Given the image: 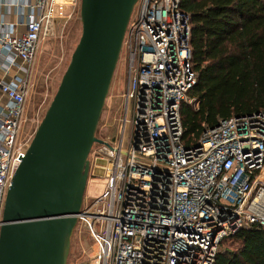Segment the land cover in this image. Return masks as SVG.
Here are the masks:
<instances>
[{"label":"built area","instance_id":"built-area-1","mask_svg":"<svg viewBox=\"0 0 264 264\" xmlns=\"http://www.w3.org/2000/svg\"><path fill=\"white\" fill-rule=\"evenodd\" d=\"M180 2L138 0L126 29L129 71L118 140L88 156V177L104 170L106 187L76 215L79 231H87L96 247L93 264H214L223 238L250 224L264 229V112L222 119L195 145L181 140L180 105L189 100L196 75L189 16ZM5 5L0 228L5 192L29 146L17 135L31 65L46 25L65 13L57 0Z\"/></svg>","mask_w":264,"mask_h":264},{"label":"water","instance_id":"water-1","mask_svg":"<svg viewBox=\"0 0 264 264\" xmlns=\"http://www.w3.org/2000/svg\"><path fill=\"white\" fill-rule=\"evenodd\" d=\"M138 0H81V36L6 194L0 264H66L88 156Z\"/></svg>","mask_w":264,"mask_h":264},{"label":"trees","instance_id":"trees-1","mask_svg":"<svg viewBox=\"0 0 264 264\" xmlns=\"http://www.w3.org/2000/svg\"><path fill=\"white\" fill-rule=\"evenodd\" d=\"M180 9L196 75L180 105L190 146L222 119L264 112V0H181ZM214 264H264V229L250 224L223 238Z\"/></svg>","mask_w":264,"mask_h":264},{"label":"rangeland","instance_id":"rangeland-1","mask_svg":"<svg viewBox=\"0 0 264 264\" xmlns=\"http://www.w3.org/2000/svg\"><path fill=\"white\" fill-rule=\"evenodd\" d=\"M81 0H73L67 14L54 20L51 36L39 41L31 65L24 111L17 137H21L23 144L31 142L35 132L42 122L47 109L58 89L61 79L70 63L71 56L81 36L80 21ZM137 6L133 10L135 14ZM58 9L56 7V14ZM129 51L123 47L119 61L114 71L105 105L102 110L95 136L103 145L113 147L118 140V126L121 121L124 97L128 82ZM134 74V72H133ZM127 120L132 122V104L127 111ZM101 144H94L95 150ZM97 164L104 166L106 162L100 160ZM104 170L96 169L93 177L88 181L83 194V205L99 197L106 187ZM7 191L3 200V209ZM80 221L77 223L71 236L70 249L66 264H93L96 247L87 231H79Z\"/></svg>","mask_w":264,"mask_h":264},{"label":"crops","instance_id":"crops-1","mask_svg":"<svg viewBox=\"0 0 264 264\" xmlns=\"http://www.w3.org/2000/svg\"><path fill=\"white\" fill-rule=\"evenodd\" d=\"M6 1H7V0H0V19H1V17H2V13H3V12H6V10H7V7H6V5H5V2H6ZM15 1H23V2H27V3H28V2H30L31 0H15ZM57 1H59V2L63 1V2L65 3V5H64V7H65V13L67 14V12H68V8H69L70 4H72L73 0H57ZM65 1H66V2H65ZM13 18H14L15 20L18 19V17L15 16V15H13ZM55 25H56V24H55L54 21L46 25V27H45V29H44V31H43V33H42V36H41V39H42V40H44L45 37H49V36H51V33H52L51 28H55ZM49 28H50L51 31H49ZM41 39H40V40H41ZM40 40H39V41H40Z\"/></svg>","mask_w":264,"mask_h":264},{"label":"bare ground","instance_id":"bare-ground-1","mask_svg":"<svg viewBox=\"0 0 264 264\" xmlns=\"http://www.w3.org/2000/svg\"><path fill=\"white\" fill-rule=\"evenodd\" d=\"M51 30H52V28H51ZM51 30H50V28H49V31H51Z\"/></svg>","mask_w":264,"mask_h":264}]
</instances>
